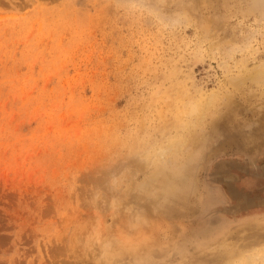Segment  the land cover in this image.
Returning <instances> with one entry per match:
<instances>
[{
  "label": "rangeland",
  "instance_id": "rangeland-1",
  "mask_svg": "<svg viewBox=\"0 0 264 264\" xmlns=\"http://www.w3.org/2000/svg\"><path fill=\"white\" fill-rule=\"evenodd\" d=\"M221 257L264 264V0H0V264Z\"/></svg>",
  "mask_w": 264,
  "mask_h": 264
},
{
  "label": "bare ground",
  "instance_id": "bare-ground-1",
  "mask_svg": "<svg viewBox=\"0 0 264 264\" xmlns=\"http://www.w3.org/2000/svg\"><path fill=\"white\" fill-rule=\"evenodd\" d=\"M75 2H76V1H75ZM65 5H66V4H65ZM192 8H193V7H192ZM196 15H198V13H197ZM196 15H195V16H196ZM198 17L200 18V16H198ZM210 19H211V17H210ZM210 19H209V20L207 19L209 22L206 21L205 19H204V21H206L207 24H208V23L210 24V23H211V20H212V19H211V20H210ZM213 19H214V18H213ZM202 20H203V19H202ZM199 22H200V21H198V25H199ZM213 22L216 23L215 20H214ZM201 23H202V22H201ZM201 23H200V26H201ZM215 23H214V25H215ZM209 24H208V25H209ZM216 24H217V23H216ZM198 25H197V26H198ZM218 25H219V24H218ZM218 25H216V26H218ZM206 26H207V25H206ZM206 26H203L204 29H203V27L201 26V28L204 30V31L202 30L203 33H206V32H205V31L207 30ZM207 27H208V26H207ZM209 27H210V26H209ZM205 28H206V29H205ZM208 30H209V29H208ZM208 30H207V31H208ZM210 31H211V30H210ZM255 71H256V70H255ZM258 72H259V71H258ZM252 73H253L252 76H254V77H256V78H258V76L261 75L260 73H259V74H258V73L255 74L256 72H254V71H253ZM249 75H250V74H249ZM250 77H251V75H250ZM254 77H253V80H255ZM186 94H187V93H186ZM186 98H188V97L186 96ZM180 101H181V100H180ZM180 103H181V102H180ZM174 108H175V107H174ZM179 110H180V109H179ZM175 111H176V110H175ZM174 116H175V115H174ZM260 126H262V125H260ZM258 127H259V126H258ZM144 143H145V142H144ZM149 143H150V142H149ZM142 144H143V142H142ZM154 144H155V143H154ZM138 145H139V144H138ZM152 146H153V145H152ZM138 147H139V146H138ZM144 147H146V145H145ZM148 147H149V145H148ZM158 147H159V145H158ZM179 147H180V146H179ZM176 149H178V148H176ZM149 155H150V158H152V157H154L155 154H153V151H150ZM140 157H141V156H140ZM148 157H149V156H148ZM128 177H130V176H128ZM103 178H104V177H102V180H103ZM98 182H100V181L98 180ZM104 182H105V179H104ZM100 187H101V186H100ZM146 215H147V216H145V217H144L142 220H140V221L145 222V221H148V220H150V219L152 218V217H149V216H152V215H151V211H147V214H146ZM78 233H79V232H78ZM224 240H225V239H224ZM224 240H223V241H224ZM221 242H222V241H221ZM249 245H250V244H249ZM249 245H247V246H249ZM245 246H246V243H245ZM250 246H253V245H250ZM250 246L247 247V248L250 249ZM243 247H244V245H243ZM243 247L241 246V249H243ZM119 248H120V250H121V247H119ZM241 249H240V250H241ZM244 249H245V248H244ZM252 249H253V247H252ZM122 250H124V249H122ZM125 250H126V249H125ZM126 251H128V250H126ZM250 251H251V250H250ZM107 252H110V251H107ZM107 252L104 253V258H106V260L112 258L111 254H109V253H107ZM232 252H233V251H231L230 253L232 254ZM234 252H235V250H234ZM237 252H238V251H236L235 253H237ZM240 252H241V255L244 254V252H243L242 250H241ZM252 252H253V251H252ZM121 253H122V251H121ZM242 253H243V254H242ZM231 254H230V258H231ZM235 255L237 256V254H235ZM239 255H240V253L238 254L237 257H239ZM221 256L224 257V255H221ZM232 256H233V255H232ZM225 257L229 258V257L227 256V254H226ZM225 257H224V258H225ZM224 258L221 257L220 260L223 261ZM227 258H226V260H227ZM233 259H235L234 256H233V258L229 259V261L231 260L229 263L233 262ZM110 262H111V261H109L108 264H110ZM220 263H221V261H220ZM224 263H225V260H224ZM224 263H221V264H224ZM225 264H228L227 261H226Z\"/></svg>",
  "mask_w": 264,
  "mask_h": 264
}]
</instances>
